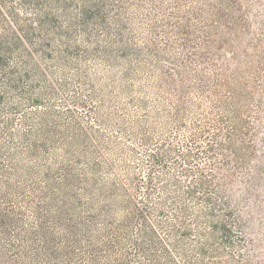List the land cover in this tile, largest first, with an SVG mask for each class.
I'll return each instance as SVG.
<instances>
[{
	"label": "trees",
	"instance_id": "16d2710c",
	"mask_svg": "<svg viewBox=\"0 0 264 264\" xmlns=\"http://www.w3.org/2000/svg\"><path fill=\"white\" fill-rule=\"evenodd\" d=\"M256 1L0 0V264H260ZM89 61L123 69L96 119L141 151L69 105L99 113Z\"/></svg>",
	"mask_w": 264,
	"mask_h": 264
},
{
	"label": "rangeland",
	"instance_id": "374dc122",
	"mask_svg": "<svg viewBox=\"0 0 264 264\" xmlns=\"http://www.w3.org/2000/svg\"><path fill=\"white\" fill-rule=\"evenodd\" d=\"M260 1L257 0L256 3L254 4V8L256 10H261L264 13V0H262L263 3H259ZM253 8V9H254ZM253 29L255 30L256 36H254V42H256L257 45L262 46L259 49L252 48L251 49V54L254 57V67L257 70V73H255V76L253 77L252 81L254 83V106L253 109L254 111H258L263 117L262 120L259 121V118H256V114H253L251 121L254 123V126L256 125V155L253 158V175H255L256 180H257V186L258 189L255 191V195L253 196V205H255V210L249 211L248 213H244L245 217V230L248 233H251L255 243L263 248L264 252V58L262 60V55L264 57V29L262 28V25L257 26L253 24ZM260 38V39H257ZM88 64L90 65V68L94 74L95 78V90L97 91L96 93V98L91 100V102L99 106V113L97 115H92L91 117L87 118L85 117V114L88 111L87 107H83L82 105H77L75 106L73 103H70L69 105L76 109L77 115L82 119V123H84V127L89 129V125H92L96 127V129H100L105 135L112 136L114 134H118L121 137L122 141H126L128 144L133 145V147L137 148L138 151H141L139 144H135V142H130L129 140H126L123 134L117 133L116 130L111 127V121L107 122L104 124L102 121H98L99 117H102L103 119L105 118L106 113L111 109L110 105L112 103L116 104L117 106H122L128 104V98L127 93L122 91L123 85H125L126 81L122 80V75H123V69L121 67H118L116 69H105V66H100L96 64L94 61H89ZM76 81V85H77ZM131 83L135 85L134 90H136L135 95L138 97H141L139 95V89L143 88L148 92V101L150 102L151 106L155 104V101L153 102V91L150 88V84L155 83L154 78H149L146 75V72L142 71L135 77L134 79L131 80ZM74 84V86H75ZM73 90L78 89L77 87H72ZM88 89H91V86H88ZM78 91H81V96L87 97L90 94L88 90H81L80 88ZM102 105V106H101ZM257 105V106H256ZM111 111V110H110ZM261 111V112H260ZM135 115L132 116L134 119L139 118L142 120V114L143 111L140 109H136ZM258 113V115H259ZM85 117V119L83 117ZM96 116L98 119H96ZM104 116V117H103ZM259 117V116H258ZM259 121V122H258ZM147 125H154V121H147ZM90 131V130H89ZM91 133V131H90ZM92 137L94 136L93 133H91ZM97 148L101 150V153L103 154L104 158H106L108 161H112V159L117 158V156L112 153L107 146V142H99L98 140H95L93 138ZM137 160L135 162V165L138 164L139 157L141 158L142 156L138 154ZM132 161V160H131ZM255 168V170H254ZM122 179H124V172L121 174ZM126 177V176H125ZM244 227V225H243ZM263 258L259 259V263L261 264Z\"/></svg>",
	"mask_w": 264,
	"mask_h": 264
}]
</instances>
